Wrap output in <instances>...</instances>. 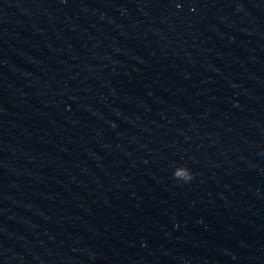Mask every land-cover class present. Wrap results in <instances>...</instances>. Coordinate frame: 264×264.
<instances>
[{
    "label": "water",
    "instance_id": "water-1",
    "mask_svg": "<svg viewBox=\"0 0 264 264\" xmlns=\"http://www.w3.org/2000/svg\"><path fill=\"white\" fill-rule=\"evenodd\" d=\"M0 264H264V0H0Z\"/></svg>",
    "mask_w": 264,
    "mask_h": 264
},
{
    "label": "clouds",
    "instance_id": "clouds-1",
    "mask_svg": "<svg viewBox=\"0 0 264 264\" xmlns=\"http://www.w3.org/2000/svg\"><path fill=\"white\" fill-rule=\"evenodd\" d=\"M173 179L187 184L194 179V174L187 167L176 166L174 167Z\"/></svg>",
    "mask_w": 264,
    "mask_h": 264
}]
</instances>
